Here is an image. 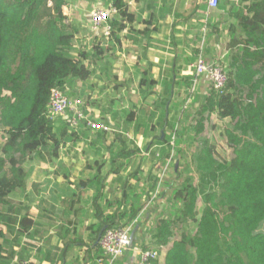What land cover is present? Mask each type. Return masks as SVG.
I'll return each instance as SVG.
<instances>
[{"label":"trees","instance_id":"trees-1","mask_svg":"<svg viewBox=\"0 0 264 264\" xmlns=\"http://www.w3.org/2000/svg\"><path fill=\"white\" fill-rule=\"evenodd\" d=\"M73 1L0 0V106L1 125L7 135L4 157L0 156V264H12L15 259L18 264L29 261L31 253L22 239L38 236V222L30 217L31 200L22 201L30 178L25 168L29 160H56L62 149L88 142L98 158L96 162L109 160L115 171L137 154V150L127 149V140L120 133L92 135L85 122L75 131L49 111L52 89L66 93L77 80L86 85L95 74L90 66L97 67L106 58L99 45L95 53L78 50L73 57L75 35L61 26L65 20L62 7ZM111 5L121 18L118 21L114 19L117 15H112L109 20L110 39L116 38L118 43L117 36L135 16L120 0ZM219 10H227L226 0H220ZM229 14L231 40L226 44L224 66L228 83L223 92L217 93L212 87L204 105L196 111V124L180 132L169 113H161L157 122L153 121L155 114L147 117L152 130L166 128L175 138L190 133L193 142L202 137L211 115L231 123L225 131L229 155L217 159L216 145L203 141L193 157L196 173L191 171L185 180L182 210L174 218L157 223L152 239L155 248L160 252L174 240L164 264H264V0H239V6ZM234 24L243 34L232 31ZM210 30L211 34L221 33L222 27L217 22ZM81 96L92 108H103V113L114 108H106L105 100H93L83 93ZM167 102H162L164 109ZM84 113L88 116L86 105ZM124 116L127 132L135 121L134 107L124 111ZM162 135L159 133L154 141L161 143ZM102 172L101 166L98 173ZM150 179L144 195L152 198L157 179ZM200 202L204 205L201 214L197 210ZM142 209L103 217L97 232L101 237L108 229L131 226ZM191 224L195 226L193 234L183 230ZM159 252L149 264H160Z\"/></svg>","mask_w":264,"mask_h":264},{"label":"crops","instance_id":"crops-1","mask_svg":"<svg viewBox=\"0 0 264 264\" xmlns=\"http://www.w3.org/2000/svg\"><path fill=\"white\" fill-rule=\"evenodd\" d=\"M114 1L104 0L106 7L113 6L111 4ZM120 1L128 7L129 13L134 15L135 19L132 22H126V29L117 36L120 38L119 44L115 42L116 38H106L108 43L106 45L107 43L101 41L102 38L93 37L95 43L93 49L97 45L104 49L106 54L104 63H107L110 75L106 71L103 78H94L93 74L90 82L86 85L83 81L77 80L69 86L66 94L71 98H82L81 93H83L86 96H91L93 100H105L106 108L114 107L111 111L109 110L110 112H106L105 117L123 123L125 116H120L121 111L117 110L119 102L116 103V101L125 92L130 95L131 91L124 84V78L116 79V74L120 72L112 70V68L123 65L131 72L130 66H133L136 74L140 76L139 85L136 84L135 88L137 92L132 100L129 99V108H136L135 121L133 122L135 128L132 129L135 136L132 134L133 141L138 148L135 156H139L136 170L134 173L127 171L128 165L131 167L135 165H131L133 160L123 163L120 168L113 171L109 160L96 162L98 158L90 150V147L87 151V148L80 149L78 145L72 155H68L69 153L64 151L66 148L61 150L63 161L42 165L41 169L44 170L42 173L45 177L41 178L39 182L30 184L31 173L29 172L30 178L27 181V190L22 201L26 203L28 199L31 200L30 217L38 222L36 229L38 236L33 238L26 236L22 239L26 251L31 253L30 264H100L101 260L106 262L99 246L100 233L97 232L102 225L103 217L131 208L142 209L143 202H148V204L143 206L139 216L132 224L133 232H135L134 242L124 256L114 264H138V254L143 250L144 243L150 244L154 248L153 251L159 252L155 248V240L152 239L158 221L170 218L169 202L161 196L154 203L153 195L152 198L145 200L146 196L140 192L149 183L151 176L158 180L159 176L155 171L168 168L173 159L171 161L165 152H160V149L167 145L166 141L170 136L167 133L162 136L161 143L153 142L155 143L153 144L152 140L158 136V129L152 130L147 117L155 114L154 122L160 118L161 114L157 112L159 107L155 103L157 99L162 100L161 103L165 100L168 101L167 108L169 110L167 113L170 115L169 118L174 117L173 122H180L181 119L176 120V115L182 112L181 101L188 95L189 97L193 95L191 96L193 97L192 105L195 103L201 109L212 84L209 77L204 75L199 78L193 92V73L189 66L197 58L201 47H203L204 55L209 62L213 61V56L217 54L218 49L217 55L220 59L223 60L228 55L226 44L231 38L228 39L226 21L229 20L230 10L239 5V1L235 0L230 6L226 0L228 11H218V8L210 12L206 0ZM75 3L76 0H74ZM79 14L81 13L79 12ZM89 18L90 14L87 16V21ZM114 19L120 21L121 18L117 15L114 16ZM74 21L76 27L72 31L75 32V37L77 38L78 34H87V26L81 25L80 18L76 20V14ZM217 22L220 23L222 32L211 34L210 27ZM75 25L72 23V26ZM146 29L148 30L144 32ZM223 44H225V48L222 46ZM91 52L95 53L94 50ZM129 60L134 62L128 63ZM90 63L88 62V64ZM124 63H128L129 69L124 66ZM90 67L92 71L96 72L98 66ZM110 80L112 84L106 83ZM108 85L110 86L107 88ZM117 86L122 87L120 95L116 94L117 88H119ZM102 89L111 92L98 95L96 91ZM110 93L112 95H108ZM106 95L110 99H107ZM123 102L128 103L126 100ZM85 105L88 108L89 116L94 117L95 114H100L89 103ZM116 115H118L117 118H114ZM140 115L143 118L146 117L147 123H138ZM176 127L179 129V125ZM187 127H189L187 123L181 125L179 132ZM123 133L120 132L122 135ZM189 137L193 138V135L191 134L187 138L191 141ZM145 138L146 140H144ZM165 138L167 140H164ZM127 149H131L128 143ZM65 154L66 157H64ZM150 154L160 158L153 164L143 165L141 158H147ZM176 160L177 163L175 161L174 167L178 165V167L184 168L181 165L183 159ZM101 166L103 172L100 175L98 170ZM144 167H149L150 170L153 168V171L149 178L145 177L139 181L141 190L134 184L138 182L135 178L142 174L140 170ZM54 170H56L55 173ZM129 179L130 183L127 184ZM171 246L172 243L159 252L160 264L165 263L166 253ZM19 249L15 247L14 250L19 251ZM18 263L16 259L12 262V264Z\"/></svg>","mask_w":264,"mask_h":264},{"label":"rangeland","instance_id":"rangeland-1","mask_svg":"<svg viewBox=\"0 0 264 264\" xmlns=\"http://www.w3.org/2000/svg\"><path fill=\"white\" fill-rule=\"evenodd\" d=\"M236 1H239V0H236ZM232 2H235V0L234 1H231V0L228 1V4L231 6ZM68 5L71 7V16L67 19L65 18V20L61 23L62 29L63 30H69V31H71V33H73L75 35V32L72 30L76 27L75 21H74V17L76 14V20L78 18H80L81 19V25H84L85 27L87 26V30H88L87 34L84 33V35L86 34V36H84L83 34H81V35L78 34L77 38L74 37L73 46L76 49V52H74L73 57H77L78 50H86L88 52H91L93 50L95 51V49H93L94 44H95L93 42V37L102 38L101 41L106 44L107 43L106 37L100 35V33H102L101 31L104 30V28H100L99 30H92L91 25H90V21H87V16L89 14L91 15L92 13L99 11V10L104 11L108 8V6L106 7L104 0H76L75 4L73 1V2L69 3ZM232 6H235V5L232 4ZM238 6L239 5H237L236 7H238ZM79 12L81 14H79ZM63 15H64V13H63ZM64 17H65V15H64ZM228 19L229 20L226 21L227 24L232 19V18H230V15H229ZM72 23L75 26H72ZM230 29L231 28H228V33H229ZM232 31L238 35L243 34L241 27H239L237 24L233 25ZM98 33L100 36L96 35ZM229 38H231L230 35H229L228 39ZM106 45H108V43ZM222 46L225 48V44H223ZM218 51H219V49L217 50V54H218ZM217 54L215 56H213L212 62L220 64L221 66L224 67L226 65L225 62H227L228 55L222 60V59H220L219 55H217ZM104 61H105V59L102 62H100L98 67L96 68L94 78H103V76H105L104 72H106V71L108 72V75H110L109 74L110 71L107 69V63H104ZM131 61H133V60H131ZM131 61L129 60L128 63H131ZM212 62H209V63H212ZM128 63H124V66H127V68L129 67ZM130 69H131L130 70L131 72H129L125 67H123V65H120L118 68H112V70L120 72V73L116 74L117 75L116 79L118 80L120 78H124L125 79L124 84L127 85L129 87V90L131 91L130 95L127 92H125L123 95H120L122 87L117 86L119 88H117L118 90L116 91V94L120 95V98L118 101H116V103L119 102L117 105V110L121 111L120 116L124 115V110H127L130 107L129 99L132 100L133 96L137 92V91H135L136 84L139 85L140 76H138L136 74L137 72L135 71L133 66H130ZM106 83L112 84L111 80L106 82ZM88 85L91 86V84H88ZM109 86L110 85H108L107 88ZM209 91H210V88H209ZM109 92H111V91H106L104 89L96 91V93L98 95H103V94L109 93ZM108 95H112V93H110ZM108 95H106V98L110 99ZM191 96H193V95H191ZM191 96L189 97V95H188L187 97H185L181 101V103H182V108H181L182 110L181 111L182 112L180 114L176 115L177 116L176 120H179V119H181V120H180V122H175V121L173 122L174 127L179 125V129H178V127H176L177 130H180L181 125H184V124L186 125V123L189 124V126L196 124L195 121L198 119V117H197L196 113H194V111L199 110V105H197L195 103L192 105L193 97H191ZM123 100H126L128 102L125 107H123L121 104V103H123ZM101 101H103V100H101ZM161 101L162 100H160V99L155 100V103H157V105L159 107L157 112H159L160 114L164 112V107L162 106ZM195 107H197V108H195ZM94 109H96V111H98L100 113L99 115L95 114V116L93 117V118H95V120H100V119H102V117H105L107 115L106 112L103 113L104 110L100 106H94ZM161 109H162V112H160ZM167 110H169V108H167V106H166V109H165L166 114H167ZM187 114H189L188 119L185 118V116ZM143 116H144V114H143ZM143 116L140 115L139 122L147 123V121H145L146 117L143 118ZM205 117L207 118L208 115L206 114ZM110 123L114 126L115 133L124 132L125 122L121 123L118 120L111 118ZM205 124H206L205 132L202 135V137H199L198 140H196L195 142L187 140L188 136L191 135L189 133V134H186L185 137L180 136V137L175 138V141H172V143H174V146H172L170 144L171 140L174 139V135H172L171 132H169V130L166 131V128L163 131L161 130L163 132L164 136L168 133L167 135L171 136L172 139L171 140L169 139L166 141L167 145L164 146L162 149H160V152L161 153L165 152L166 155H168L170 157L171 161H172V159H173V161L168 168H163V169H160L158 171L157 170L155 171L156 173H158L159 179L156 182L157 188H156V192L153 194V196L156 195V197H155V200L153 202L154 203L157 202L161 196H163V198H166L167 202H169L168 203V205L170 206L169 217H171V218H174L182 210V199H183L182 196L184 193V187L187 184L185 180L188 178L191 171L193 174L196 173L194 170L193 157H194V154L197 153V149L201 148L203 141L209 140L211 143H214L216 145V147L218 149V153L216 155L217 159L223 160L225 157H227L229 155L230 151H229V147L227 146V142L225 140V131L228 128L229 124H231L230 120H221L216 115H211L209 120H207V122ZM133 128H135V127L132 124L129 127V131H127V132H129L131 135L133 134V136H134V133L132 132ZM159 132H160V129H158L157 135ZM6 139H7V135L4 134L3 127L1 125V106H0V156L1 157H4V154L2 153V148L5 145ZM161 139H163V138L161 137ZM144 140H146V138ZM153 142H155V141L152 140V143ZM127 143L131 148L130 150L137 149V151H138V148L135 146L136 145L135 141H130ZM153 144H155V143H153ZM78 147L80 149L82 147L85 149L87 148L86 150L89 151L88 150V148H89L88 142H83ZM76 149L77 148H75V147L68 146V147H66V150H64V151L68 152L69 153L68 155H72V153ZM66 156L67 155L65 154L64 157H66ZM159 158H160L159 156L157 157V156L150 154L147 158L142 157L141 162L143 165L148 166L147 163L149 165L153 164V162H156ZM176 159H178V160L183 159L181 165L184 166V168H182V167L175 168L176 166L174 167L175 161L177 163ZM56 161H58V162L63 161L62 155L60 156V159L51 160V161L50 160L44 161V160L36 158V157L32 160H29L26 163L25 168H26V170H28L31 173V178H30V180L28 179L29 181H31L30 184L34 183V182H39V180L41 178L45 177V175L42 173L44 171L41 169L42 165L45 166L47 163L56 162ZM138 161H139V156H135V158H132L131 161H128V162H132L131 165L135 164L132 167L128 165L127 171L129 173H134V171L136 170L135 169L136 163ZM7 164H9V163L7 162ZM191 165H192V169H191ZM140 171H142V174L138 175V177L135 178L136 180H138V182L134 185L139 186L140 189L142 190V187H141L139 181H142V179L145 177L149 178L150 175L152 174L153 168L150 170L149 167H144ZM178 171L181 174L180 173L177 174ZM193 174H192V176L196 179V175H193ZM197 182L198 181H195L194 183H197ZM213 185L214 186L218 185V181L215 182ZM143 188L144 189L142 190V192H140L142 194L148 190V183ZM148 199H150V198L148 196H146L145 200H148ZM142 204H143V206H146L148 204V202H143ZM203 209H204V205L202 204V202H200L197 206V210L201 214ZM197 219H200V215ZM186 229H187V232L189 234H193L195 232L194 224L187 226V228H184L183 230L185 231ZM174 235H175V238H178V230L174 231ZM173 241L174 240H171V243ZM142 247H143V249L147 248V250H149V251L154 250L153 246H151L150 244L146 245L144 243Z\"/></svg>","mask_w":264,"mask_h":264},{"label":"built area","instance_id":"built-area-1","mask_svg":"<svg viewBox=\"0 0 264 264\" xmlns=\"http://www.w3.org/2000/svg\"><path fill=\"white\" fill-rule=\"evenodd\" d=\"M206 1L209 12L219 8L220 0ZM62 12L66 19L69 18L71 16V7L69 5H64L62 7ZM117 14L118 10L114 6H110L104 11L99 10L92 13L89 18L91 29L99 30L100 28H104L100 35L110 39L111 27L109 25V20L112 15ZM96 35H99V33ZM189 67L193 73V92L199 78L204 75L209 77L212 87L217 93L223 92L228 83V74L225 68L220 64L213 62L209 63L207 61L203 52V47L200 48L197 58ZM126 105V102L122 103V106ZM84 107L85 103L82 98H71L59 88L51 90L49 111L57 119L65 121L71 129L79 131L82 123L85 122L86 128L90 130L92 135H96L97 133L109 135L115 132L114 126L110 123L111 119L102 117L100 120H95V118L89 116V112L88 116L84 113ZM123 136H125L127 142L133 141V137L129 132H124ZM172 141H175V137L170 142V144L174 146ZM154 197H156V195L153 196V199ZM133 228L134 227L131 225L125 228L108 229L101 236L99 246L106 262L105 260H101L100 264H114L118 259L124 256L131 247V234ZM261 231L264 232V225L261 227ZM138 255V264H149L151 260L158 258V253L156 251L141 250ZM22 264H30V261H24Z\"/></svg>","mask_w":264,"mask_h":264},{"label":"water","instance_id":"water-1","mask_svg":"<svg viewBox=\"0 0 264 264\" xmlns=\"http://www.w3.org/2000/svg\"><path fill=\"white\" fill-rule=\"evenodd\" d=\"M176 168H178V165L176 166ZM134 234H135V232H132V234H131V245L130 246H132V244L134 242Z\"/></svg>","mask_w":264,"mask_h":264}]
</instances>
